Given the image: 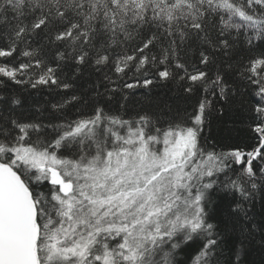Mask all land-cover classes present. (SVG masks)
Masks as SVG:
<instances>
[{"label":"snow or ice","instance_id":"obj_1","mask_svg":"<svg viewBox=\"0 0 264 264\" xmlns=\"http://www.w3.org/2000/svg\"><path fill=\"white\" fill-rule=\"evenodd\" d=\"M69 63L102 74L90 111L25 121L15 97L0 110V264H242L210 193L239 196L242 236L264 232L244 207L264 201V0H0V86L68 91ZM225 72L249 97L246 134L218 150L204 133L236 94ZM150 76L180 84L191 111L162 121L100 104Z\"/></svg>","mask_w":264,"mask_h":264},{"label":"trees","instance_id":"obj_2","mask_svg":"<svg viewBox=\"0 0 264 264\" xmlns=\"http://www.w3.org/2000/svg\"><path fill=\"white\" fill-rule=\"evenodd\" d=\"M76 67L69 63L63 70L62 78L72 84V88L68 91L50 90L45 86L33 89L30 85H15L11 82L6 87L0 86V96L7 98L0 101V110L5 109L8 99L15 97L20 100V104L10 114L25 121L39 119L44 122L49 120L59 122L65 117L74 118L78 108L90 111L91 105L96 102L93 98L95 86L102 81V74L90 67H84L82 72L77 74ZM149 78L158 81L149 86L150 90L143 87L135 90L125 89L124 91L129 93L127 100H124L121 93L117 92L111 100L106 97L100 98V104L113 113L124 115L125 118L148 112L162 121H167L177 112L182 113L185 109L191 111L194 98L190 99L180 84L171 80L159 81L158 77L150 76ZM225 79L235 87L236 94L230 95L227 102L219 100L215 102V107L222 111L213 112L204 133L211 138L209 143L217 144L218 150L221 146L230 147L246 134V108L249 99L245 95L246 89L239 83H234L235 78L231 73L225 72ZM103 88V83H100V90L103 91ZM72 93L80 96L81 101L62 110L63 115L53 113L51 104ZM121 104L125 107L121 108ZM210 197L212 203L209 207V220L217 226V231L226 236L230 246L235 245L242 249L240 257L242 264H264V244L261 243L264 240V232L256 230L254 236H246V238L240 233V218L233 212L235 204L240 199L239 196L216 190L210 193ZM262 205L264 201L259 194L255 196L254 202H244V207L250 210L249 215L254 217L258 225L264 222L262 221L264 217ZM194 249L195 246L188 251L192 252ZM186 256L187 254L184 253L180 258L185 259Z\"/></svg>","mask_w":264,"mask_h":264}]
</instances>
